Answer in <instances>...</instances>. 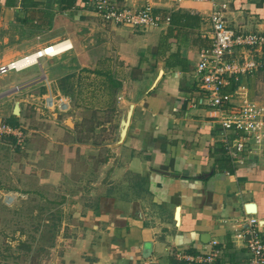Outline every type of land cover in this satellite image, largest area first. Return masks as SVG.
<instances>
[{
    "label": "crops",
    "instance_id": "obj_1",
    "mask_svg": "<svg viewBox=\"0 0 264 264\" xmlns=\"http://www.w3.org/2000/svg\"><path fill=\"white\" fill-rule=\"evenodd\" d=\"M225 1V18L233 33L264 34V0ZM208 9V4L189 0L182 5H164L154 11L163 20L161 25L136 30L102 22L87 0H0V66L49 45H72L57 56L40 57L30 66H38V74L25 72L28 67L8 76L7 87H18V91L0 98V105L14 104L18 96L24 104V116L30 120L29 115L35 114L31 111L53 118L71 111V96L62 95L60 90L69 81L76 87L79 81L75 84L74 79L81 78L80 71L95 70L101 58L100 50L92 45L81 49L91 35L86 30L101 26L145 32L143 36L153 45L145 44L138 60L127 68L125 79L117 78V85L112 82L117 88L113 108L119 116H124L131 104L133 111L124 139L107 145L112 155L105 162L109 167L103 171V179L97 182L93 169H82L80 157L71 169L57 166V175L79 174L80 180L56 189L67 198L60 199L57 230L52 234L39 231V264H186L182 258L207 253L214 240L221 250L218 264H249L246 242L238 233L248 227L250 217L258 220L264 242V142L251 143L238 161L234 160L223 145L222 127L196 74L199 52L212 43ZM167 17L169 22H165ZM89 18H95L99 25ZM240 53L235 56L238 61ZM41 60H45L43 64ZM112 68L116 71L118 67ZM160 70L161 78L150 89ZM228 82L223 92L242 87L249 99L264 105V68L230 77ZM127 83L132 86L127 88ZM89 90L77 89V93L82 96ZM48 96L67 100L69 110L63 113L57 106H49ZM92 103L85 104L92 107ZM9 125L21 129L23 145L20 147L12 135L1 136L0 144L9 141L11 153L18 148L32 152L35 146L29 148L26 142L28 128L20 120ZM47 135L51 143L41 140L40 144L46 145L43 156L52 157L50 149L54 148L56 164H68L76 158L75 146L84 145L83 141L65 145L61 131ZM235 136L231 133L230 139ZM90 140L87 146L92 149L88 152H94L96 147ZM47 187L48 182L41 188ZM67 188L73 191L67 193ZM80 190H87L85 199ZM38 200L48 202L47 198ZM249 205H253L251 210ZM47 238H54V242Z\"/></svg>",
    "mask_w": 264,
    "mask_h": 264
},
{
    "label": "rangeland",
    "instance_id": "obj_2",
    "mask_svg": "<svg viewBox=\"0 0 264 264\" xmlns=\"http://www.w3.org/2000/svg\"><path fill=\"white\" fill-rule=\"evenodd\" d=\"M87 20L99 25L95 18ZM91 30H86V33L90 32L91 35L89 40L86 39L81 44V49L87 50V45H92L100 50L98 54L101 58L97 60L98 67L95 70L84 68L80 71L79 76L81 78L79 80L74 79L75 84L79 81L78 86L73 87L72 82L69 81L68 86L62 89L63 91L60 90L62 95L71 96V111L69 113L53 118L52 115H42L41 112L31 111L35 114L29 115L32 119L30 120L24 116V108H22L24 104L18 99V96H15L14 101L19 102V115H13L16 102L0 105V121L14 122L20 120L21 125L28 128L25 130V134L28 135L27 146L29 148H31L30 145L35 146L32 152H24L18 148L14 153H11L8 146L9 141H3L4 144H0V264H39V255L36 258V252L39 251L41 244V238L38 237L41 234L39 231L43 230L44 233L49 231L52 234L53 231L57 230V220L61 217L60 199L66 197L61 194V190L56 189L58 186L67 187L66 185L72 180L75 182L80 180L79 174H71L65 178L63 175H57L55 173L57 166L61 168L60 170L67 169L66 166L71 169V166L76 165L78 162L77 157H80L82 169L88 170L89 167L93 169L95 174L93 176H95L97 182L103 179V171L108 170L109 165H105V162L112 155V152L107 145L114 144L118 140L120 123L123 118V115L119 116V112L113 108L114 102L117 101L115 97L117 89L115 85L119 83L117 78L125 79L128 72L127 68L131 63L138 60L146 43H149V46L153 45H151L150 39L143 36L145 32H132L127 29L124 31L111 30L108 27L103 28L101 26L96 27L93 31ZM141 39L143 40L141 41ZM44 61L41 60V63L43 64ZM65 63L67 64V62ZM126 63L128 65H125ZM111 66L118 68L114 71ZM28 70L35 75L38 74L39 68L33 66L25 72ZM14 75L15 72L12 71L6 76L2 75L0 77V98L9 97L14 95L12 94L14 91H18V89L7 87L10 82L9 77ZM65 83H63V86ZM124 85L127 88L132 86L129 83ZM79 86L81 87L79 88ZM121 88L122 85L119 89ZM77 89L90 90L82 93L81 96L77 93ZM38 91L42 92L43 89ZM89 101L93 102L92 107L85 104ZM103 101H109L110 105ZM27 111L29 113V109ZM118 123L119 127L116 126L115 128ZM28 125L32 126L28 127ZM30 129L33 130L31 134ZM50 131L53 135L56 131H61L65 145L83 141L84 145L77 144L75 146L73 157L76 158L67 161L68 164H56L57 154L54 148L50 149V151H53L51 153L52 157L43 156L46 145L40 143L41 140L48 141V139L51 143L47 135ZM89 137L90 142L95 144L94 152H88L92 149L91 146H87ZM52 140L56 142L55 138ZM54 142H52V145L55 144ZM22 145L23 143L19 146L22 147ZM58 145L60 146V144ZM69 148L71 149V147ZM71 152L69 150V154ZM104 165L106 168H103ZM47 182L50 187L42 189L41 187L46 185ZM25 190L28 194H24ZM72 191L69 188L66 190L67 193ZM80 191L81 194L84 192L82 197L85 199L87 190ZM9 192L17 195L16 204L12 207H7L3 203L4 195ZM40 198H47L48 202L46 204L40 203L38 200ZM50 239L47 238V240ZM44 242L45 239L42 243L44 244ZM48 242H54V238ZM26 247H30L29 250Z\"/></svg>",
    "mask_w": 264,
    "mask_h": 264
},
{
    "label": "built area",
    "instance_id": "obj_3",
    "mask_svg": "<svg viewBox=\"0 0 264 264\" xmlns=\"http://www.w3.org/2000/svg\"><path fill=\"white\" fill-rule=\"evenodd\" d=\"M142 3L123 4L117 0H87L96 15L106 24L130 27L136 30L157 28L163 20L154 13L155 9L164 5H182L187 0H141ZM209 5L208 19L211 26V47L199 52L196 64V74L199 85L206 94L209 106L216 112V118L222 127V142L231 155L238 161L246 152L251 143L264 142V105L249 99L246 89L239 87L232 92H223L228 86L230 77L239 74L251 73L264 68V34L233 33L227 26L225 13L228 8L227 1L223 0H189ZM167 17L165 22H169ZM62 44V43H57ZM56 45V44H55ZM72 48L70 47L49 56L54 57ZM241 50L240 61L236 53ZM28 55L19 60L0 66V76L9 72L22 71L32 65L27 63ZM22 61V66L17 64ZM25 62V63H24ZM36 64V63H35ZM33 64V65H35ZM17 89V88H16ZM49 106H57L59 112H67L69 103L58 98L47 100ZM236 133L231 140L230 134ZM12 135L17 137V143L23 142L21 129L0 121V137ZM14 193H6L3 203L12 206L16 203ZM258 220L254 217L248 219V227L238 233L243 238L249 251V264H264V242L261 239ZM211 249L196 256L182 258L186 264H218L221 250L217 241H211ZM144 264H150L148 262ZM157 264V263H153Z\"/></svg>",
    "mask_w": 264,
    "mask_h": 264
},
{
    "label": "water",
    "instance_id": "obj_4",
    "mask_svg": "<svg viewBox=\"0 0 264 264\" xmlns=\"http://www.w3.org/2000/svg\"><path fill=\"white\" fill-rule=\"evenodd\" d=\"M163 74V71L160 70L157 77L153 80L151 86H150V89H153L155 86H156V83L158 82V80L161 78ZM18 88V87H16ZM19 102H16L15 105H14V109H13V115H19ZM132 111H133V105L131 104L129 107H128V110L126 112V114L123 116L122 120H121V123H120V131H119V141H122L127 133V130H128V127H129V124H130V120H131V115H132ZM253 205H249L248 206V209L251 210V208ZM264 223V221H262ZM50 264H54V263H50Z\"/></svg>",
    "mask_w": 264,
    "mask_h": 264
},
{
    "label": "bare ground",
    "instance_id": "obj_5",
    "mask_svg": "<svg viewBox=\"0 0 264 264\" xmlns=\"http://www.w3.org/2000/svg\"><path fill=\"white\" fill-rule=\"evenodd\" d=\"M64 44H70V43H67V42H64V43H62V44H56V45H52V46H48V47H46V48H44L43 50H38V51H36V52H34V53H32V54H29L28 56V59H27V63H25V64H30V65H33V64H35V63H37V61H38V59L40 58V57H43V56H50V55H53V54H55L56 52H61V50H59V48L60 47H62ZM70 47V45L69 46H67V47H65L64 49H67V48H69ZM17 63H18V61H17ZM22 61L21 62H19L17 65L18 66H22ZM47 100L48 101H51L52 100V97L50 96V97H48L47 98Z\"/></svg>",
    "mask_w": 264,
    "mask_h": 264
},
{
    "label": "trees",
    "instance_id": "obj_6",
    "mask_svg": "<svg viewBox=\"0 0 264 264\" xmlns=\"http://www.w3.org/2000/svg\"><path fill=\"white\" fill-rule=\"evenodd\" d=\"M9 124H12V122L8 121Z\"/></svg>",
    "mask_w": 264,
    "mask_h": 264
}]
</instances>
